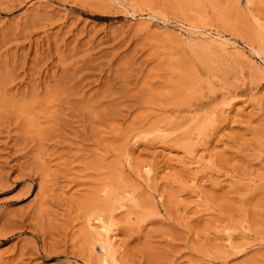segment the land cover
<instances>
[{"label":"rangeland","instance_id":"1","mask_svg":"<svg viewBox=\"0 0 264 264\" xmlns=\"http://www.w3.org/2000/svg\"><path fill=\"white\" fill-rule=\"evenodd\" d=\"M97 213L117 264H264V0H0V264H105Z\"/></svg>","mask_w":264,"mask_h":264},{"label":"bare ground","instance_id":"2","mask_svg":"<svg viewBox=\"0 0 264 264\" xmlns=\"http://www.w3.org/2000/svg\"><path fill=\"white\" fill-rule=\"evenodd\" d=\"M191 27V26H190ZM193 27H197V26H193ZM192 27V28H193ZM218 38L220 39V40H218ZM226 39V38H225ZM228 41V40H227ZM229 42V41H228ZM210 43L211 44H213L214 45V43H217L218 45H220L221 47H227V42L226 41H222V37H214V38H211L210 39ZM256 52H257V50H256ZM182 161V160H181ZM143 167V166H142ZM152 168L150 167L149 168V172L150 171H152L151 170ZM153 172V171H152ZM147 173V172H146ZM151 175V174H150ZM148 176H149V174H148ZM97 216L95 217V220L97 221V222H99V224L96 226V227H94V228H92V229H94L95 230V228H96V233L99 235V236H101V237H103L102 238V241H103V239H104V241H103V243L101 244V245H103L102 246V248L103 249H105V251L107 252V257L105 258V259H103L104 260V262H105V264H117L116 263V261H115V256H114V254H115V251L116 250H118V249H116V250H114V248L112 247V244L113 243H111V241H112V238H113V235H111V231H112V225L113 224H111V226H110V223H109V221L108 220H105L104 218L105 217H103V214H101V213H97L96 214ZM107 216V215H106ZM90 220V219H89ZM95 220H93V221H95ZM92 225V224H91ZM90 226V225H89ZM91 227V226H90ZM93 230V231H94ZM92 231V232H93ZM94 233H95V231H94ZM97 235V236H98ZM99 241H100V239H99Z\"/></svg>","mask_w":264,"mask_h":264}]
</instances>
